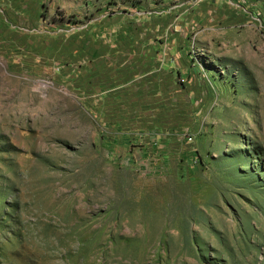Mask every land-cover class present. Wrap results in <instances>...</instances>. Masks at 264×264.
Returning a JSON list of instances; mask_svg holds the SVG:
<instances>
[{
	"label": "rangeland",
	"instance_id": "obj_1",
	"mask_svg": "<svg viewBox=\"0 0 264 264\" xmlns=\"http://www.w3.org/2000/svg\"><path fill=\"white\" fill-rule=\"evenodd\" d=\"M225 1L0 0V264H264V13Z\"/></svg>",
	"mask_w": 264,
	"mask_h": 264
},
{
	"label": "crops",
	"instance_id": "obj_2",
	"mask_svg": "<svg viewBox=\"0 0 264 264\" xmlns=\"http://www.w3.org/2000/svg\"><path fill=\"white\" fill-rule=\"evenodd\" d=\"M145 1H147V0H137V1H129V2L134 3L133 7L135 9L137 8L138 10H141L140 5H142L143 2H145ZM175 1H177V0H175ZM225 2H228V4H226ZM225 2L223 4V8H226V9H228L229 7L233 8V11H237L238 13H241L244 16L247 13H249L250 15H254V14L256 15L257 14V17H259V15H260L259 9L262 10L261 13H264V10L262 9V5H263V1L262 0H229V1H225ZM148 3L151 5L150 1H148ZM181 4H183V3L179 2V4L178 3L173 4L172 6H170L168 8L169 12L171 13L172 10H173V11H175L174 14L177 15V12L179 11V6ZM159 12H161V10H159ZM225 12H226V10H225ZM260 17H261V15H260ZM44 29L46 30L47 28H44ZM107 58H109V57H107ZM150 61L152 63H149V67H154L153 60H150ZM114 64L115 63H112V64L110 63L109 64V59H106L105 70H107V69L113 70V68L115 67ZM118 64H120V63H118ZM161 66L158 64V67H161ZM145 67H147V66L145 65ZM150 71H153V69H151Z\"/></svg>",
	"mask_w": 264,
	"mask_h": 264
},
{
	"label": "built area",
	"instance_id": "obj_3",
	"mask_svg": "<svg viewBox=\"0 0 264 264\" xmlns=\"http://www.w3.org/2000/svg\"><path fill=\"white\" fill-rule=\"evenodd\" d=\"M129 1H135V0H129Z\"/></svg>",
	"mask_w": 264,
	"mask_h": 264
}]
</instances>
